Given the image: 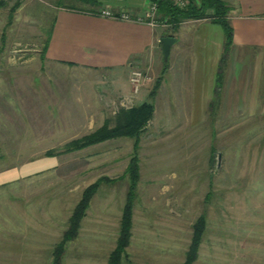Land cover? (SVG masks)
I'll use <instances>...</instances> for the list:
<instances>
[{
    "label": "rangeland",
    "instance_id": "1",
    "mask_svg": "<svg viewBox=\"0 0 264 264\" xmlns=\"http://www.w3.org/2000/svg\"><path fill=\"white\" fill-rule=\"evenodd\" d=\"M223 2L230 11L232 0ZM61 6L93 7L79 0H0V264H53L51 250L61 242L83 192L97 182L88 216L66 244L62 264H108L117 247L133 158L139 175L131 241L121 264H184L193 224L203 213L208 225L193 264H264V93L261 79L245 70L255 55L238 52L232 63L237 72L225 88L230 91L207 103L205 117L196 123L186 116V103L167 97L164 88L165 78L181 76L174 54L166 75L158 67L138 68L149 81L138 92L130 82L129 98L77 102L84 87L71 89L43 56ZM207 13L209 18L201 19L215 22L213 10ZM156 14L158 27L174 33L158 7ZM193 30L185 29L182 43L190 42ZM190 51L181 49L183 61L197 59ZM163 59L161 50L162 66ZM142 90L150 93L145 101L156 113L139 137L119 136L63 152L67 143L105 124L113 127L122 109L145 102L135 97ZM85 106L97 117L84 116Z\"/></svg>",
    "mask_w": 264,
    "mask_h": 264
},
{
    "label": "crops",
    "instance_id": "2",
    "mask_svg": "<svg viewBox=\"0 0 264 264\" xmlns=\"http://www.w3.org/2000/svg\"><path fill=\"white\" fill-rule=\"evenodd\" d=\"M99 1L101 8H98V13L86 8L79 10L58 7L51 25V35L46 41L47 50L44 58L49 69L59 71L57 77H66L68 81L66 84L71 89L84 87L85 93H78L83 96L77 95L75 100L103 101L115 95L129 98L132 95L129 77L134 68L149 69L150 67L155 71L158 67L160 72H165L172 67L169 65V68L165 69L162 62L160 65L159 58L163 50L161 38L173 35L177 40L171 47L170 56L174 54V59L180 64L178 71L181 76L177 81H175L177 78L174 80L165 78L164 88L167 97L171 96V99L178 103L185 102L186 116L194 119L195 123L204 118L207 103L217 97L216 76L226 41L221 25L203 19L185 20L177 30L173 29L174 33H172L146 22L106 17L101 14L104 9H112L116 13L124 10L131 12L133 17L142 15L147 12L149 0ZM232 2L228 13L233 26V44L225 72L228 79L223 84L224 89L221 87L218 92L222 95V92L230 91L225 88L237 72L236 70L234 72L232 63L238 62V52L246 54L249 52L255 55V61L245 70L250 71V78L261 79L260 85L264 93V0H232ZM189 26L194 27V30L190 31L192 33L190 42L185 44L182 43L184 31ZM200 26H205L207 30L199 31ZM185 48L192 49L190 52L197 55V59H193L194 62L193 60L191 62L189 57L182 60L181 49ZM89 87L96 92L91 90L94 94L92 92L89 94ZM102 91L106 93L101 94ZM135 97L142 102L149 99L150 93L143 91ZM177 107L180 111L181 105ZM83 111L84 116H95L90 114L87 108ZM98 112L102 115L101 110ZM155 113L156 106L154 115ZM87 216L88 213L83 222ZM60 236L61 234L59 238ZM56 242L53 241L51 245ZM38 255L40 254H37V257Z\"/></svg>",
    "mask_w": 264,
    "mask_h": 264
},
{
    "label": "trees",
    "instance_id": "3",
    "mask_svg": "<svg viewBox=\"0 0 264 264\" xmlns=\"http://www.w3.org/2000/svg\"><path fill=\"white\" fill-rule=\"evenodd\" d=\"M79 1L93 6L90 7V10L92 11L98 10L96 7L100 6L99 0ZM155 1L158 3V11L162 15L161 18H167L166 22L169 23V26H171V28L175 30H177L180 23L185 20L209 18L210 15L207 12L208 10H213V14L215 15V22L221 25L226 37L224 52L219 63L218 73L216 76L218 97L220 95L218 91H220V88L223 84L228 58L231 53L233 44V26L228 18V6L223 2V0H200L199 4L193 1L191 4L184 8H180L174 5L171 0ZM44 49L45 54L47 45ZM167 65L168 62H166L165 67ZM159 85L160 78L157 80L155 88ZM153 94L154 93L151 92V96H153ZM217 97H215L214 99L215 102H217ZM154 109V104L151 101H145L129 109H122V111L116 116V123L113 127L105 124L98 128L96 131L82 137L81 139L69 142L66 144L63 152H71L74 150L82 149L119 136L139 137L142 133L143 128L153 118ZM47 153L49 155L54 154V152L52 151H48ZM127 172L131 178V186L128 193V200L122 214L117 247L110 253L108 264H121L123 258L127 256L126 248L130 245L131 241V229L133 225V205L136 184L139 175L136 158L132 159ZM98 187L99 182L92 184L83 192L81 199L77 203L72 215L70 216L68 228L64 232L61 242H59L53 250V264H62V257L66 249V244L78 236L81 222L86 215V212L90 206L91 199L97 191ZM207 223L208 221L206 213L201 214L194 222L192 240L189 245V249L186 254V261L184 264H193L198 258L200 245L207 229Z\"/></svg>",
    "mask_w": 264,
    "mask_h": 264
},
{
    "label": "built area",
    "instance_id": "4",
    "mask_svg": "<svg viewBox=\"0 0 264 264\" xmlns=\"http://www.w3.org/2000/svg\"><path fill=\"white\" fill-rule=\"evenodd\" d=\"M171 1L174 3V5H176L180 8H184V7H187L189 4H191L195 0H171ZM151 6H152L151 12L147 11L146 14L139 15V17H137V18L133 17V15L130 13H127V12L116 13L110 9L102 10L101 14L103 16H106V17H112V18L117 17V18H122L125 20H129V19L132 20L133 19V20H136L139 22H146V23L150 24L151 26L155 27V26L159 25V20L157 18V14H156L158 4H157V2H153ZM147 80L149 81L148 76L143 71H141L140 69L134 68L131 71L130 82L132 83L135 92H138L140 90V88L143 87V85L145 84V82Z\"/></svg>",
    "mask_w": 264,
    "mask_h": 264
},
{
    "label": "water",
    "instance_id": "5",
    "mask_svg": "<svg viewBox=\"0 0 264 264\" xmlns=\"http://www.w3.org/2000/svg\"><path fill=\"white\" fill-rule=\"evenodd\" d=\"M177 40L174 36H165L161 38V42L163 45V55H164V61L167 62L170 57L171 47Z\"/></svg>",
    "mask_w": 264,
    "mask_h": 264
}]
</instances>
